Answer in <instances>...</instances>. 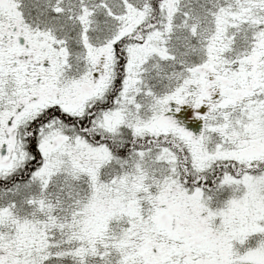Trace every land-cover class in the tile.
<instances>
[{"label":"snow or ice","instance_id":"1","mask_svg":"<svg viewBox=\"0 0 264 264\" xmlns=\"http://www.w3.org/2000/svg\"><path fill=\"white\" fill-rule=\"evenodd\" d=\"M0 264H264V0H0Z\"/></svg>","mask_w":264,"mask_h":264}]
</instances>
